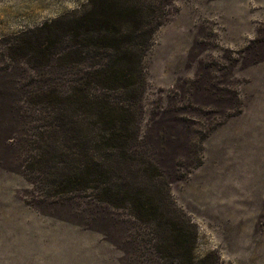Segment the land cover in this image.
<instances>
[{
    "label": "rangeland",
    "instance_id": "obj_1",
    "mask_svg": "<svg viewBox=\"0 0 264 264\" xmlns=\"http://www.w3.org/2000/svg\"><path fill=\"white\" fill-rule=\"evenodd\" d=\"M118 2L135 7L141 30L155 25L143 59V125L160 104L177 109L189 130L173 138L165 163L181 164L169 194L194 231L193 256L208 255L214 264H264V0ZM94 3L0 0V264H169L162 249L168 237L163 242L161 234L159 248L143 244L147 226L126 223L123 209L104 231L109 227L101 221L86 220L85 200L45 191L22 169L23 140L35 122L17 93L37 72L24 60L15 62L8 48L23 32L62 29L71 14ZM235 97L241 111L210 130L198 150L197 138ZM187 157L196 162L185 171Z\"/></svg>",
    "mask_w": 264,
    "mask_h": 264
},
{
    "label": "trees",
    "instance_id": "obj_2",
    "mask_svg": "<svg viewBox=\"0 0 264 264\" xmlns=\"http://www.w3.org/2000/svg\"><path fill=\"white\" fill-rule=\"evenodd\" d=\"M136 12L118 0H98L90 10L71 14L62 29L51 25L32 36L23 32L10 44L12 59L37 72L17 93L35 122L23 140L22 169L45 191L85 200L86 220L101 221L109 227L104 231L113 226L114 212L123 209L126 223L147 226L143 244L157 248L161 234L163 242L168 237L162 249L169 264H214L208 255L193 256L192 226L170 200L169 186L180 178L181 164L168 168L165 155L174 151L177 133L188 135L184 119L177 109L159 104L142 123L143 59L155 25L141 30ZM124 21L134 27L121 28ZM240 111L235 97L209 121L197 149L210 130ZM193 159L185 158V171Z\"/></svg>",
    "mask_w": 264,
    "mask_h": 264
}]
</instances>
